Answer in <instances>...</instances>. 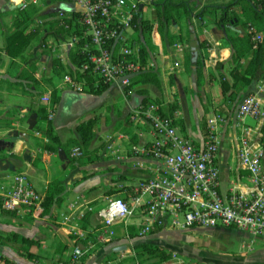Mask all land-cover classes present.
I'll return each mask as SVG.
<instances>
[{
  "label": "crops",
  "instance_id": "crops-1",
  "mask_svg": "<svg viewBox=\"0 0 264 264\" xmlns=\"http://www.w3.org/2000/svg\"><path fill=\"white\" fill-rule=\"evenodd\" d=\"M125 1L136 4L142 18H154V7L149 0ZM189 1L194 6V12L190 20H182L188 24L186 34L189 44L179 36V41L188 47L182 53H174L173 60L178 61L180 66L171 70L172 62L166 61L169 55L165 52L171 46L162 39L155 26L151 34L153 49L149 51L148 60L155 64L159 85L134 84L125 90L119 84H109L102 93L121 95L124 108H116L112 116H105L100 115V99L93 103L89 98L98 94L78 92L74 87L58 80L52 65L53 59L58 58L64 66H72L65 45L68 37L62 30L61 23L62 19L67 22L78 20V5L70 0H0V187L9 188L12 176L18 172L26 173L35 189L44 196L53 181H58L62 187L57 194L61 199L59 202H54L49 208L42 206L33 215L16 213L10 216L9 213H0V234L11 232L8 234L10 239L5 236L6 238H0V242L16 253L17 257L18 249L22 245L19 239L23 236L36 240L28 250L38 255L37 264H52L53 261L62 264L66 261L67 250L76 242L74 236L68 233L69 225L62 223L65 216L70 213L77 217L87 215L86 230L97 229L100 226L99 211L109 198L123 197L129 200L133 186L153 174L151 161L131 155L133 145H139L151 138L145 120L133 117L134 127L127 128H118L119 124H115L123 115L129 112L135 114L148 98L155 99L156 96L164 95L167 100L175 99L176 107L173 111L178 112L175 125L182 135L196 145H201L205 140L207 117L215 112L228 116V121L221 124L219 129L220 144L216 158L219 190L227 194L231 190L247 191L252 188L251 175L240 162L237 143L242 128H245L251 147L260 148L264 155V92L257 90L264 83V76L247 84L238 81L233 85L231 70L236 65L241 71L244 70L251 51L234 62V50L226 39V35H246L248 27L239 23L236 18H231L220 28L214 23L221 13L218 9L200 16L195 15L204 5L226 3L229 0ZM20 3H27V6L21 8ZM146 4L150 6L148 17L144 16ZM234 8L232 6L228 11ZM17 23L24 27L25 32L38 34L24 48L23 58L11 57L5 50L7 36L15 30ZM184 23H180L183 29ZM260 28L259 34L263 37L264 26L261 25ZM169 30L173 34H181L177 25H170ZM126 35L129 38L134 35L132 23L126 27ZM193 51L196 53L194 59ZM188 54L190 65L186 68ZM30 65L34 69L31 78L26 79L21 74ZM197 69L201 71L199 82ZM168 70L174 74V90L171 96L167 86ZM54 91L57 100L52 105ZM251 93L259 98L263 114L258 118L245 117L236 123L234 113L237 105L244 96ZM46 95H49V102L42 100ZM41 106H44L47 119L61 143H66L69 139L80 140L76 126L95 118L93 138L89 146L91 152L84 158H79L82 156V149L80 148L79 156L73 155L72 149L80 146H69L67 151L62 148L56 151L44 149L42 146L48 139L33 129L36 123H44L40 121ZM49 111L51 118L48 117ZM107 117L113 120L115 127L112 123L101 126L100 121L104 122ZM111 128L113 129L110 130ZM109 137L119 145L118 155L105 151L104 145ZM143 218L142 213H135L132 217L117 221L112 227V237L106 241L108 243L85 257L79 264H101L108 253L111 258L106 264H121L120 260L125 257L129 259L133 254V245L140 242L158 245L171 253L170 260L158 263L171 264L172 257H177L180 252L179 236L176 234H185L199 228H181L174 223L180 217L171 211H165L159 220L152 223L148 232L140 234ZM232 229L244 237V249L253 251L251 243L256 240L262 243L254 256L244 254L237 264H261L259 261L263 262L264 237ZM91 242L102 243L92 239ZM177 263L192 264L190 260H180ZM0 264L10 263L0 257Z\"/></svg>",
  "mask_w": 264,
  "mask_h": 264
},
{
  "label": "built area",
  "instance_id": "built-area-1",
  "mask_svg": "<svg viewBox=\"0 0 264 264\" xmlns=\"http://www.w3.org/2000/svg\"><path fill=\"white\" fill-rule=\"evenodd\" d=\"M70 1L78 5V22L85 28L83 36L89 39L83 47L85 60L78 70L97 77L94 86L116 83L125 87L135 76L155 68L148 59L143 62L137 47H130L128 43L131 39L126 35V27L130 26L137 12L136 4L125 0ZM26 6L27 3L19 5L21 8ZM61 25L64 29L70 27L64 19ZM261 38L259 33L252 36L253 48ZM77 40L76 35L68 37L65 43L67 52ZM187 47L179 40L173 43L174 53H182ZM179 66L180 63L174 61L171 70ZM63 83L82 91L83 83L70 74H64ZM257 90L264 92V83ZM42 100L49 102V95ZM161 110V104L150 102L141 105L134 114L138 120H145L151 138L133 145L131 155L151 161L153 174L133 186L129 200L109 198L99 211L100 226L97 229L89 231L78 227L70 223V215L65 216L62 223L69 225L70 233L75 234L79 242L92 247L91 239L102 243L109 241L117 221L142 213L140 234H144L163 212L171 211L180 217L174 223L181 228L231 227L264 237V155L260 148L251 147L247 130L242 128L237 150L243 168L250 172L253 186L247 191L231 190L224 194L219 190L216 158L219 129L228 121V116L215 112L207 117L205 140L196 145L178 131L174 123L178 112L162 115ZM262 114L259 98L251 93L237 105L234 119L237 123L245 117L258 118ZM48 117H52L51 111ZM104 149L111 155L119 154V145L112 137L108 138ZM72 154L79 156L80 147H74ZM0 198L3 209L33 215L41 209L44 194L35 189L26 173L18 172L12 176L9 188L0 187ZM83 254L84 249L76 246L71 263L76 264Z\"/></svg>",
  "mask_w": 264,
  "mask_h": 264
},
{
  "label": "trees",
  "instance_id": "trees-1",
  "mask_svg": "<svg viewBox=\"0 0 264 264\" xmlns=\"http://www.w3.org/2000/svg\"><path fill=\"white\" fill-rule=\"evenodd\" d=\"M150 4L154 7V18L144 19L141 16V11L137 9L133 19L132 26L134 28L133 39L130 40V47H137L139 51L140 58L145 62L149 57V51L153 49V44L151 41V34L156 26L158 32L160 33L162 39L168 40L174 43L178 40L181 34H173L169 30V26L172 22L179 24L180 21L190 20L192 13L194 12V6L190 4L189 0H149ZM232 6L235 8L232 11H228ZM220 10V16L214 20V23L220 28L223 27L225 22L229 19H237L239 23L245 24L248 27V33L244 36L233 37L231 35H226L227 42L232 46L234 52L232 54V60L237 62L245 54L251 51V57L244 68L241 69L236 65L231 70L233 85L238 81L250 83L252 81H257L264 76V36L258 42L257 47L253 48L252 36L261 31L260 26H264V0H229L226 3H217L212 5H204L201 10H198L195 15L200 16L205 12H213L215 10ZM239 11V12H238ZM70 27L68 29H63L67 37L70 35H76L78 40L75 45L69 49L68 56L70 63L74 66V79L83 83L84 91L87 93L100 94L108 86V84H98L95 85L97 77L88 74L87 72H80L78 69L82 62L85 60L86 52L84 51V45L89 41L87 37L83 36V31L85 28L78 22V20L68 21ZM225 30V28H224ZM38 35L34 32H25L24 27L20 23H17L15 30L12 31L7 36V44L5 50L11 57H22V52L24 48L29 44L33 37ZM118 43H116V48ZM195 52V51H194ZM54 73H58L64 69V66L58 58H54L52 61ZM190 65V55L186 58V68ZM33 66L30 65L28 69L22 72V76L26 79L31 78V72L33 71ZM197 72V81L201 76V71L199 69ZM69 72V74L72 75ZM73 76V75H72ZM160 80L158 73L153 69L143 72L131 79L130 84L124 87L126 90L134 84H154L159 85ZM225 83V82H224ZM57 95L55 91L52 93V105L56 102ZM145 104L150 102H156L157 100L145 99ZM173 109L169 112L164 109L161 110L162 115H169L172 113ZM40 121L44 123H36L33 127L34 130L41 132L47 139L48 142L43 144V148L48 151H56L58 148H62L67 151L69 146H80L82 149V156L79 158H84L89 154V146L93 138V126L95 124V118H90L87 121L81 122L76 126V131L80 135V140L69 139L66 143H61L59 137L54 132L50 121L47 119V114L45 112L44 106L39 108ZM176 124L177 121L175 120ZM206 133V129H205ZM263 141V138H262ZM62 190L58 181H53L50 184L48 193L44 196L42 206L44 208H49L54 202H59L61 199L57 194ZM0 208L1 198H0ZM5 213H16L15 211H8L3 209ZM85 222H84V221ZM81 227L87 228V215L82 217ZM21 247L18 249L17 257L11 249L7 248L6 245L0 242V257L6 262H14L16 264H37L38 255L32 253L28 250L29 246L34 244L36 240L28 237H21L20 239ZM62 250V248H61ZM60 250V251H61ZM83 258V257H82ZM81 258V259H82ZM171 253L166 252L158 245H153L146 242H140L133 245V254L130 256L129 260H138L139 262H144L143 264H158L170 260ZM84 259L81 260V262ZM62 264H71L69 260L64 261Z\"/></svg>",
  "mask_w": 264,
  "mask_h": 264
},
{
  "label": "rangeland",
  "instance_id": "rangeland-1",
  "mask_svg": "<svg viewBox=\"0 0 264 264\" xmlns=\"http://www.w3.org/2000/svg\"><path fill=\"white\" fill-rule=\"evenodd\" d=\"M214 1V0H212ZM220 1V0H218ZM144 16L148 17L150 16V6L148 4L144 7ZM180 23H184L183 21H180L179 24L176 22H172V25H177L180 28L181 32V39L182 41L188 42V36L186 34L187 29V23H184V29L182 26H180ZM133 39V36L130 38ZM179 40V39H178ZM170 45L166 48L165 52L168 54V58H166L167 62H172L175 59L174 55V49H173V43L169 42L167 39L164 40ZM189 44V42H188ZM73 72L72 75L74 77V71L72 66L69 64L66 65V69L55 73V76L58 80L63 81L64 74H69ZM167 77V86H168V92L169 96L173 94L172 84H174V74L173 72H170L168 70ZM71 75V74H70ZM71 75V76H72ZM69 85V84H68ZM81 92L84 91L83 85H81ZM76 90V89H75ZM78 91V90H76ZM79 92V91H78ZM91 102H96L98 99H100V102L102 103L100 106V115L105 116H112L113 110L116 108H124V100L122 96L113 95L110 92L98 94L96 96H90ZM169 99V98H168ZM151 100H157L159 104L162 105V109L169 112L170 109H173L176 107L175 99H169L167 100V97L162 95L161 97L156 96L155 99L152 98ZM190 110V109H189ZM192 113V111H190ZM189 113V114H190ZM134 114L132 112H129L125 116L123 115L120 120H116L115 124L118 123V128H127L128 126L134 127ZM101 126L103 125L107 126L108 124H113V120L110 117H107L104 122L100 121ZM115 124H113V127H115ZM101 128V127H100ZM111 128L110 130H112ZM100 144V143H99ZM98 144V145H99ZM0 213L2 215H6L5 211L0 208ZM8 214V213H7ZM16 215V213L10 214V216ZM71 224H76L78 227H81L82 224V215H79L78 217L76 215H72L70 213ZM70 228H68V233L74 236L75 243L69 247L66 253V260L68 259L70 262H72L73 258V250L76 246L82 247L84 249V254L81 256L82 259L85 257L87 258L89 255L95 253V251L102 247L104 244L108 242L103 243H95L94 246L88 247V245H85L84 243H81L78 241V238L75 234L70 233ZM11 233V232H9ZM8 233V234H9ZM6 234V235H5ZM7 232H3V234H0V238H6L5 236H8ZM10 236V235H9ZM9 236L7 238H9ZM176 236H179L178 240V256L172 257L171 264H178L177 262H180V260H183V262H187L188 260L191 261L192 264H237V261L240 259L241 256L244 254H247L249 256H254L256 249H258L261 246V242L256 240L255 242L251 243V245L254 247L253 251H249L248 249L242 248V244L244 243L245 239L243 236H241L236 230L227 227H220V228H197L192 230L191 232L185 233V234H176ZM10 239V238H9ZM81 258L78 259L76 264H79L81 262ZM111 258V256L106 255L103 258V262L101 264H106L107 261ZM180 260H179V259ZM126 259V260H125ZM120 261H122L121 264H143L144 262H139L138 260H129L128 258H122ZM263 262L259 261L261 264H264V257ZM12 264L11 262H9ZM51 264V263H50ZM52 264H56L55 261L52 262ZM113 264V263H112ZM182 264V263H181Z\"/></svg>",
  "mask_w": 264,
  "mask_h": 264
},
{
  "label": "water",
  "instance_id": "water-1",
  "mask_svg": "<svg viewBox=\"0 0 264 264\" xmlns=\"http://www.w3.org/2000/svg\"><path fill=\"white\" fill-rule=\"evenodd\" d=\"M195 56H196V53L193 51V52H192V58L194 59Z\"/></svg>",
  "mask_w": 264,
  "mask_h": 264
}]
</instances>
